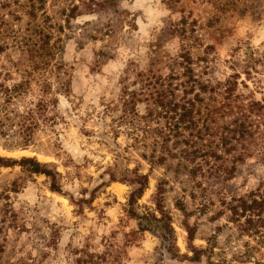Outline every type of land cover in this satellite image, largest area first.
Here are the masks:
<instances>
[{
    "label": "rangeland",
    "instance_id": "obj_1",
    "mask_svg": "<svg viewBox=\"0 0 264 264\" xmlns=\"http://www.w3.org/2000/svg\"><path fill=\"white\" fill-rule=\"evenodd\" d=\"M28 39L50 49L32 57ZM0 46V85L27 81L8 103L9 115L32 112L38 123L27 148L7 147L21 136L5 119L9 136H0V155L48 164L62 189L21 164L0 166V264H264V222L244 223L232 200L264 191L261 118L253 117L252 135L238 146L244 144V160L215 147L222 158L198 157L203 168L192 178L176 175L177 158L159 163L155 136L139 138L144 133L122 118L126 94L142 91L149 75L169 74L186 52L196 73L214 84L241 74L243 99L233 107L203 94L212 132L238 105L262 99L264 0H0ZM249 55L256 70L247 79ZM137 108L144 114L146 105ZM233 164L232 176L215 166ZM138 174L149 175L148 185L130 204ZM159 181L173 232L154 220L142 230L147 219L134 214L161 217ZM185 221L195 229L190 243Z\"/></svg>",
    "mask_w": 264,
    "mask_h": 264
},
{
    "label": "trees",
    "instance_id": "obj_2",
    "mask_svg": "<svg viewBox=\"0 0 264 264\" xmlns=\"http://www.w3.org/2000/svg\"><path fill=\"white\" fill-rule=\"evenodd\" d=\"M75 9L76 7L73 8V10ZM45 43L29 41L28 39L25 42L26 51L32 57H43L46 51L48 52L50 49L47 45L48 42L45 41ZM2 48L0 46V51ZM252 56L249 55L247 57L248 65L245 69L247 79H250L253 75V70H256L255 63H253L256 59ZM36 64L38 65V63ZM240 78L241 74L235 72L224 81L214 84L211 80L203 79L201 75L196 73L189 54L187 52L183 53L173 63L169 74L149 75L141 88L142 91H130L126 94L127 97L123 101L125 109L123 110L122 118L128 122L127 125L132 132L137 133V135L140 134V131L142 134L144 133L141 137L138 136L139 138L146 140L150 136H155L153 144L159 145L161 148L159 163H163L168 157L177 158L179 161L176 175L186 173L185 175H189L192 178L197 170L203 168L201 162H196L198 157H202L205 161H209V158H222V155L218 153L215 147H221L225 153L235 152L232 160L234 162L244 160L247 154L243 149L244 144L240 149L238 146L252 135L253 117L257 116L264 122L263 95L260 100L251 97L247 105H238L239 110L235 111L236 114L229 121L221 125L217 131H211V126L207 123V119L210 118L213 110L207 103L205 110H202L203 103L207 100L203 94L210 96L220 95L223 106L233 107L234 102L243 99V94L239 90L238 81ZM241 83L246 88H249V85L244 80ZM26 85L27 81L15 83L9 87L0 85V136H9L5 119H11L9 126L16 127L12 131V135L21 136L18 141H15L14 145L4 144V146L27 148L31 143L33 132L38 124L32 119V112L9 115L8 103L21 94V89ZM138 103H145L144 114H141L138 110ZM140 123L144 124V126L140 125ZM153 124H156L154 128H152ZM204 135L208 136V141H204ZM215 142L217 143L213 146ZM16 164H21L31 173L45 174L47 177L52 178L51 189L61 192V186L56 181L59 173L51 169L48 164L38 161L35 157L13 159L0 155V166ZM215 166L218 171L228 176H232L236 170L235 164L231 166ZM111 178L114 180L115 176L111 175ZM132 180L136 181L139 187L132 192L130 204L136 202L142 196L148 185L149 175L138 174ZM163 183L164 181L158 182L155 194V204L161 217H157L155 213L151 215V218H149L150 214L141 216L138 213H134L139 219H147L145 224L142 220L140 222L142 230L152 229L148 225L152 226L154 220L155 223L168 222V229L173 232L172 222H170L172 218L164 209L165 187ZM12 186L11 190L16 188L13 184ZM232 200L239 203L234 206L236 207L235 209L240 208L242 210L241 215L245 217L244 223L264 222V217L262 216L264 191H254L246 196L234 197ZM177 204L179 209L184 212L185 217H188L185 203L179 201ZM232 218L235 221L240 220L239 217ZM184 224L188 232V242L190 243L195 238V229L187 221ZM170 232L167 231L168 234ZM192 248L197 253L194 249L195 247Z\"/></svg>",
    "mask_w": 264,
    "mask_h": 264
}]
</instances>
